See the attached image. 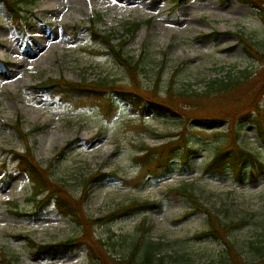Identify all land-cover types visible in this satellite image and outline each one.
Here are the masks:
<instances>
[{
    "label": "rangeland",
    "instance_id": "374dc122",
    "mask_svg": "<svg viewBox=\"0 0 264 264\" xmlns=\"http://www.w3.org/2000/svg\"><path fill=\"white\" fill-rule=\"evenodd\" d=\"M27 1L30 4L20 18L6 0H0V264H7L4 252L14 264H127L143 234L146 243H161L158 253L163 264H224L222 240L193 238L208 228V216L200 212L183 218L192 206L182 190L193 192L225 223L247 221L230 233L228 241L245 264H264L260 261L264 256V138L249 118L239 122L256 95L264 106V64L246 55L237 36L244 32L264 52V9L237 0ZM136 22L141 27L133 34ZM106 36L111 45L126 42L124 55L135 60L143 57L134 80L112 55ZM245 67L255 72V78L248 84L252 91L241 95V104L233 91L206 103L203 113L244 110L238 116L231 112L229 119L188 122V143L198 151L188 164L174 158L172 172L160 178L143 177L135 157L144 155L146 147L178 138L184 127L179 116L156 114L151 106L141 108L143 102L140 106L118 100L117 114L109 120L98 106L63 103L37 88L49 78L74 82L106 78L138 88L147 98L156 88L155 98L163 100L171 84L190 93L193 88L203 89L210 78ZM174 102L189 108L190 102L185 104L178 96ZM235 117L239 123L234 127ZM18 122L29 132L27 142L17 131ZM240 126L237 143L262 163L261 167L258 162L248 164L245 170L250 177L251 167L255 168L256 181L247 179L241 185L231 172L204 175L206 163L221 147L232 146ZM26 143L54 187H64L77 200L88 190L84 204L88 217L105 218L135 200L155 201L157 208L94 225V246L106 254L105 263L91 262L83 242L63 256L35 254L30 240L58 243L82 236L83 227L61 214L54 201L39 203L46 193L35 197L34 183L15 158V152L26 151ZM98 172L115 174L98 181L93 179Z\"/></svg>",
    "mask_w": 264,
    "mask_h": 264
},
{
    "label": "trees",
    "instance_id": "16d2710c",
    "mask_svg": "<svg viewBox=\"0 0 264 264\" xmlns=\"http://www.w3.org/2000/svg\"><path fill=\"white\" fill-rule=\"evenodd\" d=\"M10 7L15 9L21 16L23 12L26 11V6L30 3L27 0H6ZM179 2L180 0H175ZM244 4H250L255 8L264 9V0H238ZM264 22V18H263ZM133 34L137 32L141 24L135 23L133 25ZM95 30V29H93ZM238 39L242 46L244 47V52L247 56L261 60L264 64V52L256 49L255 43L250 37H248L244 32L237 33ZM106 42L111 46L112 55L118 60V62L125 67L127 73L132 77V80L136 75L140 74V66L143 57L135 60L132 56L124 55L123 48L126 42H121L117 45H111L110 39L106 36ZM143 56V55H142ZM179 70V69H178ZM175 70L172 74V81L176 76ZM255 72L249 67H245L239 71H230L227 75L210 78L205 82V87L203 89L193 88L190 93L186 89H178L169 85L166 89L167 98L159 100L156 97V86L153 90L152 98H147L139 90L130 89L127 86L119 85L114 81H110L106 78L95 82H74L69 81L65 78H49L38 84L37 88L45 92L52 98H59L63 103L74 104L77 107L85 106H99L104 112L107 118H113L118 111L120 101H128L130 103H136L140 105L143 102L141 108L146 106H151L156 114H170L171 116H179L180 123L184 126L183 130L178 134L179 137L176 139H171L168 142L155 147H146L147 152L144 155L136 156L135 160L138 161L142 166L143 175H151L154 178H160L172 172L173 162L172 160L176 157L180 158L181 162L188 164L190 162L191 156L198 150L191 144L188 143V128L186 124L190 121L199 120H212L217 118H227L231 117V112L234 116H238L242 110H234L222 112L221 114L213 113H203L205 110V104L210 103L215 100V98H220L228 95L229 93L236 91L237 103L242 102L241 95L244 92H251L252 85H248L255 76ZM180 97L185 104L189 103V108L186 106L180 107L174 102L175 97ZM257 96L251 101L249 112H245L240 118L239 122L249 118V121L253 122L258 130V134L264 138V106L259 104L257 101ZM114 97L117 98L115 101ZM254 113V116L252 114ZM236 118L232 119L234 127L239 123L236 122ZM17 131L20 136L27 142L29 136L28 132H24L21 128V123L18 122ZM241 127V126H240ZM236 127V139L231 142L232 146L221 147L216 155L206 163L203 174L212 176H224L227 172L232 173V178L241 184L245 185L247 179L255 182L257 179V174L255 168L251 167L250 177H246L245 170L248 164L256 165L258 162L260 167L262 163L259 162L256 155L250 150L240 146L237 141L239 139V130L242 127ZM230 131L233 126H230ZM65 152V149L61 150L60 155ZM16 153V159L19 160L20 168L26 172L29 179L34 183L37 197V193H46L43 199H38L39 203H46L48 201H54L56 208L63 215H70L71 218L79 225L83 227V234L80 237H69L64 241L53 244H35L30 240V245L34 249L35 254H48V255H65L67 252L77 248L81 244H87L90 250V260L91 262H97L99 260H107L105 253L98 251L94 246V241L92 238V229L95 224H103L111 222L113 220L131 216L135 213L142 211H151L157 208V204L154 201H140L135 200L125 207H121L116 211L105 216V218H92L88 217L84 212V204L88 199V190L83 192V196L80 199L72 198L68 191L62 187H54L53 183L49 179V174L46 169H43L33 153V150L29 143H26V151L24 153ZM262 173L264 174V168L261 167ZM98 176L93 177L95 180H102L105 177L113 175L115 173H103L98 172ZM187 196L188 200L192 204L193 210L186 213L183 217L198 213L205 212L208 216L209 226L207 229L194 235L193 238L203 240V239H215L222 240L226 244V253L220 258V261L224 264H245L237 251L233 248V244L229 243L228 236L230 233L239 229V227L245 226L247 221L240 220L238 222L225 223L219 217L217 213L212 212L207 206H205L199 199L194 195L193 192L188 190H182ZM104 219V220H103ZM146 234V233H145ZM144 234L140 236L139 244H136L135 248L132 250V255L128 257L129 261L127 264H163V257L159 256L158 251L161 249V243L155 241L145 242ZM83 242V243H80ZM103 243V242H102ZM146 243V245H144ZM35 244V245H33ZM103 244H106L103 243ZM144 245V247L141 246ZM233 246V247H232ZM141 249L142 256L137 259V254ZM259 249V247H257ZM104 252H107L104 250ZM261 254V253H260ZM4 261L7 264H14L10 259H8L6 253H3ZM125 260V258H123ZM260 261H264V256Z\"/></svg>",
    "mask_w": 264,
    "mask_h": 264
},
{
    "label": "bare ground",
    "instance_id": "6f19581e",
    "mask_svg": "<svg viewBox=\"0 0 264 264\" xmlns=\"http://www.w3.org/2000/svg\"><path fill=\"white\" fill-rule=\"evenodd\" d=\"M54 6H55L54 4L50 5L51 8H53ZM43 39L44 38L42 36H40V38H38V40L44 44ZM44 41H46V40H44ZM41 47H42V45H41Z\"/></svg>",
    "mask_w": 264,
    "mask_h": 264
},
{
    "label": "snow or ice",
    "instance_id": "6c2138e0",
    "mask_svg": "<svg viewBox=\"0 0 264 264\" xmlns=\"http://www.w3.org/2000/svg\"><path fill=\"white\" fill-rule=\"evenodd\" d=\"M114 2H115V0H114Z\"/></svg>",
    "mask_w": 264,
    "mask_h": 264
}]
</instances>
